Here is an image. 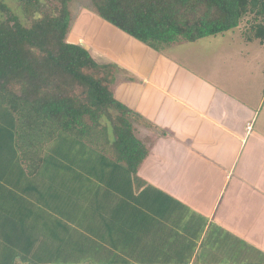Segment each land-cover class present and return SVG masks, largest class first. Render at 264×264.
Wrapping results in <instances>:
<instances>
[{"label":"crops","instance_id":"crops-1","mask_svg":"<svg viewBox=\"0 0 264 264\" xmlns=\"http://www.w3.org/2000/svg\"><path fill=\"white\" fill-rule=\"evenodd\" d=\"M108 24L97 17L77 42L119 68L115 98L155 126L134 123L148 153L129 176L61 136L42 170L27 172L0 107V264L94 259L67 248L85 236L107 246V264H264L259 98L226 89L223 69L183 63ZM103 208L134 214L118 224L99 218ZM55 231L64 247L54 252Z\"/></svg>","mask_w":264,"mask_h":264},{"label":"trees","instance_id":"trees-1","mask_svg":"<svg viewBox=\"0 0 264 264\" xmlns=\"http://www.w3.org/2000/svg\"><path fill=\"white\" fill-rule=\"evenodd\" d=\"M71 1L17 0L20 14H16L0 0V107L13 118L14 145L22 170H42L48 157L45 151L60 146L58 141L65 136L73 146L81 144L105 163L134 176L148 153L134 123L155 126L115 98L113 87L120 72L116 64L97 60L90 50L67 40ZM90 3L100 19L158 52L175 42L222 34L243 20L246 29L241 36L245 41L264 38V0ZM68 169L73 170L69 165ZM97 210L100 219L116 216L117 223L134 214L133 209L132 213ZM55 232L54 252L64 247ZM81 240L67 243L70 253L94 259L49 262L107 264L105 244L88 236Z\"/></svg>","mask_w":264,"mask_h":264},{"label":"rangeland","instance_id":"rangeland-1","mask_svg":"<svg viewBox=\"0 0 264 264\" xmlns=\"http://www.w3.org/2000/svg\"><path fill=\"white\" fill-rule=\"evenodd\" d=\"M4 1L16 14H20L17 0ZM69 6L71 22L67 40L86 41L83 38L84 33L91 29L98 16L90 0H72ZM108 26L113 27L110 24ZM244 29L245 20L238 27L222 34L207 36L195 42L176 43L170 48H165V51L170 55L177 54V60L183 63L189 62L194 66L192 61L204 62L210 71L223 69V83L226 89L245 98L248 96L254 100L259 98L260 124L264 122V38L244 43L241 36ZM90 51L96 59H100L96 51Z\"/></svg>","mask_w":264,"mask_h":264},{"label":"water","instance_id":"water-1","mask_svg":"<svg viewBox=\"0 0 264 264\" xmlns=\"http://www.w3.org/2000/svg\"><path fill=\"white\" fill-rule=\"evenodd\" d=\"M79 44H80L82 47H84L85 49H88V47H87L86 44H84V43H82V42H79Z\"/></svg>","mask_w":264,"mask_h":264}]
</instances>
